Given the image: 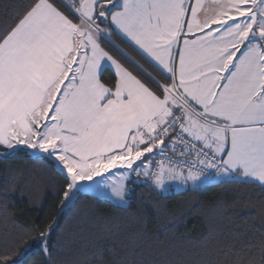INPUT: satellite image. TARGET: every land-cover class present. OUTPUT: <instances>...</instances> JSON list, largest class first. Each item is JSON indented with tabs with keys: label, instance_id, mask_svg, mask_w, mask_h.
Segmentation results:
<instances>
[{
	"label": "snow or ice",
	"instance_id": "1",
	"mask_svg": "<svg viewBox=\"0 0 264 264\" xmlns=\"http://www.w3.org/2000/svg\"><path fill=\"white\" fill-rule=\"evenodd\" d=\"M0 148L60 172L62 212L82 196L126 208L130 184L264 192V0H30L0 27ZM253 207L264 218V200ZM57 228L37 224L17 248L35 240L51 259ZM246 247L233 256L212 235L200 264H264V233Z\"/></svg>",
	"mask_w": 264,
	"mask_h": 264
},
{
	"label": "trees",
	"instance_id": "2",
	"mask_svg": "<svg viewBox=\"0 0 264 264\" xmlns=\"http://www.w3.org/2000/svg\"><path fill=\"white\" fill-rule=\"evenodd\" d=\"M29 2L0 0V27L10 23ZM125 51L148 72L153 71L135 52ZM3 153L0 148V254L18 253L9 264H108L111 253L107 248L121 251L117 259L131 257L137 264H200L205 258L201 242L212 235L225 250L234 245L231 255L235 256L250 251L246 245L264 233V218L253 207L264 200L259 188L214 182L196 191L158 193L130 184L133 191L126 208L82 196L74 207L62 212L64 181L50 162L32 159L29 150ZM53 219L59 228L52 235L51 259L35 240L17 248L37 224L46 225ZM214 229H221L222 235ZM105 234L110 239L102 245L99 237ZM29 245L28 254L19 255Z\"/></svg>",
	"mask_w": 264,
	"mask_h": 264
},
{
	"label": "rangeland",
	"instance_id": "3",
	"mask_svg": "<svg viewBox=\"0 0 264 264\" xmlns=\"http://www.w3.org/2000/svg\"><path fill=\"white\" fill-rule=\"evenodd\" d=\"M31 151H32V150H30V152H31ZM42 155H46V154H42ZM181 190H185L184 187H182V186H180V185L177 184V187H175V188L173 189V191H169V192L181 191ZM169 192H167V193H169Z\"/></svg>",
	"mask_w": 264,
	"mask_h": 264
},
{
	"label": "crops",
	"instance_id": "4",
	"mask_svg": "<svg viewBox=\"0 0 264 264\" xmlns=\"http://www.w3.org/2000/svg\"><path fill=\"white\" fill-rule=\"evenodd\" d=\"M191 2L192 3H195V0H191ZM203 2L204 3H207L208 2V0H203ZM30 151V150H29ZM31 153V152H30ZM176 184H178L179 185V182H175ZM130 186V185H129ZM171 191H173V189L171 190ZM170 193V192H169Z\"/></svg>",
	"mask_w": 264,
	"mask_h": 264
},
{
	"label": "built area",
	"instance_id": "5",
	"mask_svg": "<svg viewBox=\"0 0 264 264\" xmlns=\"http://www.w3.org/2000/svg\"><path fill=\"white\" fill-rule=\"evenodd\" d=\"M169 155H171V153H169Z\"/></svg>",
	"mask_w": 264,
	"mask_h": 264
}]
</instances>
